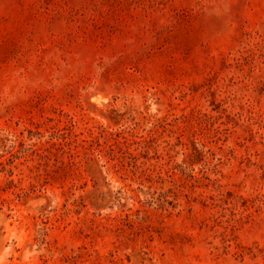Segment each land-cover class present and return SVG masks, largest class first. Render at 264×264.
Returning <instances> with one entry per match:
<instances>
[{
	"label": "rangeland",
	"instance_id": "obj_1",
	"mask_svg": "<svg viewBox=\"0 0 264 264\" xmlns=\"http://www.w3.org/2000/svg\"><path fill=\"white\" fill-rule=\"evenodd\" d=\"M0 264H264V0H0Z\"/></svg>",
	"mask_w": 264,
	"mask_h": 264
}]
</instances>
